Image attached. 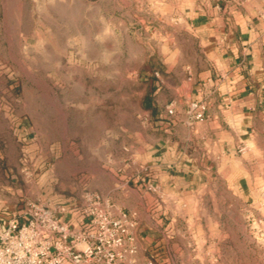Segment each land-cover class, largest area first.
Instances as JSON below:
<instances>
[{"label":"rangeland","instance_id":"rangeland-1","mask_svg":"<svg viewBox=\"0 0 264 264\" xmlns=\"http://www.w3.org/2000/svg\"><path fill=\"white\" fill-rule=\"evenodd\" d=\"M162 1L0 0V215L90 190L136 213L138 227L139 212L146 218L150 172L139 171L147 184L140 206L129 185L136 173L131 147L140 134L150 143L145 100L161 74L151 57L161 45L150 25ZM119 166L127 168L126 182L103 187ZM121 197L125 205L115 206ZM215 207L207 204L203 226L224 232L207 237L200 258L172 248L157 255L136 240L126 264L182 263L190 255L195 261L187 264H264V249L249 233L253 215L232 218L225 210L215 218Z\"/></svg>","mask_w":264,"mask_h":264},{"label":"crops","instance_id":"crops-1","mask_svg":"<svg viewBox=\"0 0 264 264\" xmlns=\"http://www.w3.org/2000/svg\"><path fill=\"white\" fill-rule=\"evenodd\" d=\"M150 28L161 45L151 54L161 74L145 100L150 143L140 134L131 147L136 173L129 185L140 206L147 184L139 174L150 172L144 195L150 208L145 219L139 212L137 244L150 243L157 255L172 248L200 258L207 237L224 232L203 226L207 204L215 203V218L225 210L232 218L253 215L249 233L264 249V0H165ZM192 101L205 103L207 113L189 127L185 111ZM240 144L249 146L245 154L237 152ZM109 171L117 173H108L103 187H120L128 177L125 166ZM114 199L115 206L126 203Z\"/></svg>","mask_w":264,"mask_h":264},{"label":"built area","instance_id":"built-area-1","mask_svg":"<svg viewBox=\"0 0 264 264\" xmlns=\"http://www.w3.org/2000/svg\"><path fill=\"white\" fill-rule=\"evenodd\" d=\"M174 108L167 106L170 114ZM186 110L185 124L193 127L205 119L207 106L192 101ZM248 149L240 144L237 152ZM137 229L136 213L115 208L95 191L27 202L0 222V264H126L137 253Z\"/></svg>","mask_w":264,"mask_h":264}]
</instances>
